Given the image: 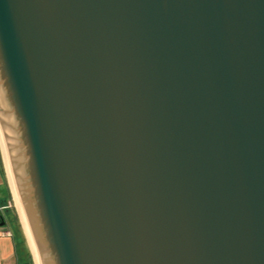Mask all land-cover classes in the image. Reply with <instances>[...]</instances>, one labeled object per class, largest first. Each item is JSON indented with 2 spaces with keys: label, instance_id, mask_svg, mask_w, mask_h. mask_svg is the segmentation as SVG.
<instances>
[{
  "label": "water",
  "instance_id": "obj_1",
  "mask_svg": "<svg viewBox=\"0 0 264 264\" xmlns=\"http://www.w3.org/2000/svg\"><path fill=\"white\" fill-rule=\"evenodd\" d=\"M0 146L37 264H264V0H0Z\"/></svg>",
  "mask_w": 264,
  "mask_h": 264
},
{
  "label": "rangeland",
  "instance_id": "obj_2",
  "mask_svg": "<svg viewBox=\"0 0 264 264\" xmlns=\"http://www.w3.org/2000/svg\"><path fill=\"white\" fill-rule=\"evenodd\" d=\"M0 146V213L3 221L19 240L20 264L26 261L36 264L34 250L31 248L25 228L17 210L12 188Z\"/></svg>",
  "mask_w": 264,
  "mask_h": 264
},
{
  "label": "crops",
  "instance_id": "obj_3",
  "mask_svg": "<svg viewBox=\"0 0 264 264\" xmlns=\"http://www.w3.org/2000/svg\"><path fill=\"white\" fill-rule=\"evenodd\" d=\"M1 214V213H0ZM19 240L6 224L0 227V264H20Z\"/></svg>",
  "mask_w": 264,
  "mask_h": 264
},
{
  "label": "bare ground",
  "instance_id": "obj_4",
  "mask_svg": "<svg viewBox=\"0 0 264 264\" xmlns=\"http://www.w3.org/2000/svg\"><path fill=\"white\" fill-rule=\"evenodd\" d=\"M4 162H5V159H4ZM5 166H6V163H5ZM6 169H7V166H6ZM7 173H8L9 182H10V185H11L10 187L12 188V192H13V195H14V199H15V203H16V206H17L18 213H19V215H20V218H21V220H22L23 226H24V228H25V231H26V234H27V237H28V240H29L30 246H31V248L34 250L33 245H32V241H31V238H30V235H29V232H28V229H27L26 223H25V220H24L23 215H22V212H21L20 205H19V203H18L17 197H16V195H15V192H14V189H13V186H12V183H11L10 172H8V169H7ZM34 256H35V261H36V264H37V260H36V255H35V253H34Z\"/></svg>",
  "mask_w": 264,
  "mask_h": 264
},
{
  "label": "trees",
  "instance_id": "obj_5",
  "mask_svg": "<svg viewBox=\"0 0 264 264\" xmlns=\"http://www.w3.org/2000/svg\"><path fill=\"white\" fill-rule=\"evenodd\" d=\"M0 203H3V201L1 200ZM20 256V254H19ZM21 264H30V262L26 261L25 263H21Z\"/></svg>",
  "mask_w": 264,
  "mask_h": 264
},
{
  "label": "flooded vegetation",
  "instance_id": "obj_6",
  "mask_svg": "<svg viewBox=\"0 0 264 264\" xmlns=\"http://www.w3.org/2000/svg\"><path fill=\"white\" fill-rule=\"evenodd\" d=\"M0 217H1V214H0Z\"/></svg>",
  "mask_w": 264,
  "mask_h": 264
}]
</instances>
